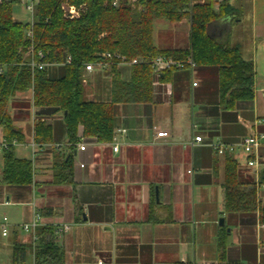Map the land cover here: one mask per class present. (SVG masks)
I'll use <instances>...</instances> for the list:
<instances>
[{
    "label": "crops",
    "instance_id": "1",
    "mask_svg": "<svg viewBox=\"0 0 264 264\" xmlns=\"http://www.w3.org/2000/svg\"><path fill=\"white\" fill-rule=\"evenodd\" d=\"M230 3L241 17L235 22L224 19L219 26L229 27L231 45L254 65V99L225 109L219 70L214 67L173 71L168 81L157 76L150 102L115 107L111 142L86 138L80 127L78 142L86 149L74 153L71 184H56L54 178L56 162L71 153L63 112L34 107L31 93L11 100L9 114L23 135V142L13 145V153L32 162L33 182L4 185L0 156V206L11 214L0 224V264H14L16 243L27 247L17 264H36L32 233L22 230L36 220L37 230H55L63 253L61 264H264L259 210L227 212L224 192L226 158L231 157L242 182L256 184L258 202L264 207V184H259L264 167L248 166L240 148L234 154L218 155L210 146L237 145L253 132L264 133V124H256L264 120V0ZM50 70L59 74L58 67ZM117 70L122 79H130V66ZM87 75L95 83L87 93L89 101L109 102L110 69L96 68ZM29 101L30 109L24 107ZM38 119L52 126L51 143L35 141ZM159 131L170 137L158 139ZM196 136L204 143L191 146ZM1 140H6L2 127ZM259 153L264 158V147ZM64 225L71 227L69 232H58ZM2 226L8 229L6 236ZM221 230L227 234L224 261L218 252Z\"/></svg>",
    "mask_w": 264,
    "mask_h": 264
},
{
    "label": "trees",
    "instance_id": "2",
    "mask_svg": "<svg viewBox=\"0 0 264 264\" xmlns=\"http://www.w3.org/2000/svg\"><path fill=\"white\" fill-rule=\"evenodd\" d=\"M20 2L6 0L0 4V65L6 68L0 75V127L4 129L7 142H23V135L9 114L11 100L20 93H31L33 106L42 111L63 112L71 153L54 166L56 184L73 183V156L80 127L86 138L99 143L111 142L115 130V107L147 103L152 99L153 84L158 75L148 65L130 66L131 77L126 81L115 63L109 67L113 75L109 83L110 101L86 100L83 84L85 66L103 62L101 55L104 53L124 56L127 61L158 56L185 60L192 54L200 70L211 67L219 70L221 104L225 109H232L237 102L254 99V65L242 57L238 46L231 45L229 27L220 29L219 26L224 19L230 18L235 22L241 17V12L230 0L222 2L218 9L215 8L216 0H120L117 6L112 0H36L32 24L14 19L13 7ZM63 2L85 6L86 9L79 19L70 20L62 10ZM184 20L190 21L187 49L155 44L157 21L172 26ZM30 29L33 31L32 39L27 37ZM32 45L36 51L46 54L45 62L59 64V74L52 73L50 69L54 67L33 72L26 65L29 62L28 49ZM68 57L72 58L71 64H65ZM173 74L171 71L158 77L168 81ZM31 102L24 107L30 109ZM52 133V126L45 122L35 125L37 143H51ZM32 182V162L17 159L13 145H10L3 151L2 183L28 186ZM259 184H264V171ZM224 192L227 212L259 210L260 219L264 222V207L258 202L256 184L242 182L237 164L231 157L226 158ZM221 231L218 252L220 260L224 261L227 234ZM37 234L35 263L61 264L63 253L56 243L55 230L41 227ZM26 249V246L14 245V264L23 261Z\"/></svg>",
    "mask_w": 264,
    "mask_h": 264
},
{
    "label": "built area",
    "instance_id": "3",
    "mask_svg": "<svg viewBox=\"0 0 264 264\" xmlns=\"http://www.w3.org/2000/svg\"><path fill=\"white\" fill-rule=\"evenodd\" d=\"M6 0H0V4ZM136 0H131V2H135ZM225 0H216V4L220 5L222 2ZM29 4L26 5V8L28 11L32 13L34 16L35 12V3L36 0H29ZM113 5L117 6L120 3V0H112ZM85 6H74L70 5L66 2H63L62 4V10L65 14V17L70 19V20H75L79 19L83 12L85 11ZM27 37L29 39L33 38V31L30 29L27 32ZM27 56L29 58V62L26 63L27 66L31 68V70L34 72L36 70H45L50 67H58L59 64L57 63H47L44 61L46 58V54L42 51H36L34 49V46L32 45L28 49ZM103 62L99 63H90L85 66V71L83 75V84H87V74L92 73L96 68H109L111 65H114L115 63L117 64V67L119 66H133V65H139V64H144L148 65L151 69L152 72L155 75H161L167 72L171 71H182V70H190L193 72L196 69V63L194 62V59L192 57V54L189 55L185 60H178L174 59L172 57H166V56H158L154 58H146V59H134L132 61H127L126 57L121 56V55H116V54H111V53H104L101 55ZM72 58L68 57L66 60L65 64H71ZM6 70L5 66L0 65V75L4 73ZM194 86H197L196 83H194ZM256 124H264V120H258ZM125 132V131H121ZM170 135L169 133L165 131H159L157 132V138L158 139H167L169 138ZM204 143V139L201 136H196L189 144L191 146H196ZM16 142L13 144L7 142L6 140H1L0 141V152H3L4 150L8 149L10 145H14ZM211 148L213 151L218 154V155H225V154H234L239 148L243 151V153L247 156V165L250 166L251 168L258 169L260 166L264 167V158L261 157L259 151L262 147H264V133L262 132H253L251 135L243 139V141L237 145L235 144H226L223 142H217V143H212ZM76 149L80 151H84L86 149V146L81 143L77 142L76 143ZM114 151H118V146L114 147ZM7 221V219H4ZM259 230L264 232V222L259 220L258 224ZM2 234L3 236H6L8 234V229L6 226H2ZM37 220L33 222V224H25L22 226V230L25 232H31L32 233V243H33V250H34V255H35V248L37 246L38 242V234H37ZM69 225H64L62 228L58 229V232H63L67 233L70 230ZM260 249H264V241L260 240ZM99 264H104L102 261H99Z\"/></svg>",
    "mask_w": 264,
    "mask_h": 264
},
{
    "label": "rangeland",
    "instance_id": "4",
    "mask_svg": "<svg viewBox=\"0 0 264 264\" xmlns=\"http://www.w3.org/2000/svg\"><path fill=\"white\" fill-rule=\"evenodd\" d=\"M29 3H30L29 0H21L19 4H16L13 7L14 18L23 24L33 23V15L26 8V5H28ZM215 8L217 9L219 8V5H217L216 3H215ZM165 25H169V24L164 23L163 21H157L155 23V29H154L155 44L158 47L178 46L181 48H184V47L186 48V44L187 45L189 44L188 33L190 30V21L185 20L183 21V24L179 23V24L172 25V26H165ZM247 26L248 24L245 23L244 34H243L245 38L248 37V27ZM237 31L238 29L234 30V35H236ZM86 76H87V84H84L85 94H86L85 98L86 100H90L87 96L88 95L87 93L90 92V88H91L90 86L95 85V83H94V79L91 80L88 75ZM38 122H43V120L38 119L36 124ZM0 156L1 157L3 156L2 152H0ZM10 210H12V212L16 211V209L14 208H11ZM5 216H7L8 219L11 218L10 217L11 214L10 212H8V209L0 206V224L4 223L3 221H4Z\"/></svg>",
    "mask_w": 264,
    "mask_h": 264
},
{
    "label": "water",
    "instance_id": "5",
    "mask_svg": "<svg viewBox=\"0 0 264 264\" xmlns=\"http://www.w3.org/2000/svg\"><path fill=\"white\" fill-rule=\"evenodd\" d=\"M220 224H221V225L223 224V219H221Z\"/></svg>",
    "mask_w": 264,
    "mask_h": 264
}]
</instances>
